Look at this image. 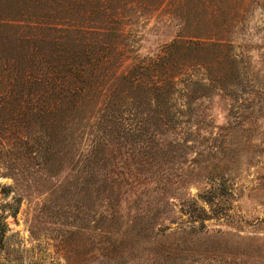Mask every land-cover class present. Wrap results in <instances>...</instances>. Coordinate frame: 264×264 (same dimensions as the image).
Masks as SVG:
<instances>
[{
    "label": "rangeland",
    "instance_id": "1",
    "mask_svg": "<svg viewBox=\"0 0 264 264\" xmlns=\"http://www.w3.org/2000/svg\"><path fill=\"white\" fill-rule=\"evenodd\" d=\"M111 1L0 0V264H264V0Z\"/></svg>",
    "mask_w": 264,
    "mask_h": 264
},
{
    "label": "trees",
    "instance_id": "2",
    "mask_svg": "<svg viewBox=\"0 0 264 264\" xmlns=\"http://www.w3.org/2000/svg\"><path fill=\"white\" fill-rule=\"evenodd\" d=\"M64 1H65V4L67 6H69L71 3L78 4V5H80V7L83 11H85V10L90 11L89 15H97L98 16V21L95 23V26L97 27L96 31L94 33H92V35L94 34L95 36H97L94 38V40L103 39L105 36H110L112 34H115V31L111 30L110 27L108 26V24L110 25L113 22V18L109 14L110 11L113 10V4H112L111 0H64ZM44 28L45 29H55V26L46 24V25H44ZM58 29L62 30L60 28H58ZM90 37H92V36H90ZM197 45H203V43H200ZM105 50L106 49L104 48L99 53V56L101 58L99 61L105 60V56H104ZM79 73L80 72H74V75L79 74ZM66 87H68V89L71 90L73 93H77L76 90L81 91L80 89H75V87L71 88L70 84L68 82H67Z\"/></svg>",
    "mask_w": 264,
    "mask_h": 264
}]
</instances>
